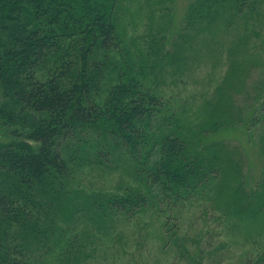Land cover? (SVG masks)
Instances as JSON below:
<instances>
[{
  "label": "trees",
  "instance_id": "obj_1",
  "mask_svg": "<svg viewBox=\"0 0 264 264\" xmlns=\"http://www.w3.org/2000/svg\"><path fill=\"white\" fill-rule=\"evenodd\" d=\"M245 1L196 0L183 30H210L226 2L240 12ZM114 2L0 0V264H79L76 235L62 236L75 231V214L132 220L149 202L133 188L64 197L71 168L62 148L77 136L96 138L99 163L110 165L115 151L127 155L148 193L172 207L221 174L217 154L190 149L168 102L145 81L115 28ZM263 194L264 172L247 201L261 208Z\"/></svg>",
  "mask_w": 264,
  "mask_h": 264
},
{
  "label": "rangeland",
  "instance_id": "obj_2",
  "mask_svg": "<svg viewBox=\"0 0 264 264\" xmlns=\"http://www.w3.org/2000/svg\"><path fill=\"white\" fill-rule=\"evenodd\" d=\"M195 1L115 0L111 17L190 149L217 154L221 174L172 207L148 193L124 153L113 152L105 165L94 136L68 140L62 152L71 168L63 182L70 202L128 188L149 199L132 220L75 214V231L62 236L76 235L85 255L79 264H264V194L261 208L247 201L264 172V0H246L240 12L226 2L210 30L197 35V25L183 30Z\"/></svg>",
  "mask_w": 264,
  "mask_h": 264
}]
</instances>
